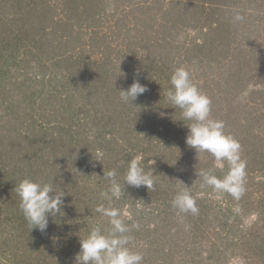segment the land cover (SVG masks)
<instances>
[{"label":"trees","instance_id":"trees-1","mask_svg":"<svg viewBox=\"0 0 264 264\" xmlns=\"http://www.w3.org/2000/svg\"><path fill=\"white\" fill-rule=\"evenodd\" d=\"M166 1L172 6L161 15L167 22L166 28L162 37L143 40L148 47L165 46L172 34L178 36L175 28L186 24L182 6L184 0ZM41 2L0 0V106L3 107L2 112L14 115L23 109L24 112L14 118V124L28 130L17 129L8 138L0 131V210H6L9 219L17 222L12 229H20L22 234L26 232L27 240L34 242L40 237L46 241L52 236V243L57 249L52 252L48 244L41 246V252H27L19 262L21 258L15 255L13 249L18 250L21 246L11 239L3 246L0 244V264H75L80 239L92 227L99 226L104 231L111 227L108 218L95 211L99 204L108 206V201L101 196L110 186L109 181L103 178L104 172L115 169L118 181L123 184L127 163L134 155L145 157V163L149 159L156 161L152 166L156 175L154 188L126 185L125 193L119 200L113 201V206L128 212V216H122L126 224L139 226L128 233L131 237L129 247L133 249L144 242L153 253L151 259L144 255L146 262L230 264L239 258L238 264H264V115L254 114L264 106V87L253 89L255 84L262 83L259 77L264 74V45L255 46L252 53L237 47V53L228 50L227 55H223L225 48L234 46L232 39L236 34L244 35L252 27L261 32L264 13L260 12H264V0H185V10L197 17V25L201 27L199 34L209 37L208 33L213 32L209 41L204 39L201 45L198 44L200 48L193 57L189 54L183 57L181 53L182 57L179 54L174 59L176 63L170 64L154 57L145 45L128 51L126 49L131 48L128 47L131 43H124L125 47L117 51V61L114 58L105 59V65L97 72H88L91 80L99 81V86L96 82L86 84L83 76L76 85L75 90H79L67 91L68 95L63 98H58L55 92L69 89L67 83L71 80L74 83L76 79V73L69 70L72 66L70 61L61 57L64 53L55 54L53 61L52 56L49 58L47 62H54V66L43 64L41 60L39 67L32 65V61L39 58L34 54L35 49L41 47L39 43L54 41L49 35L60 36L62 33H56L55 29L65 30L68 26L66 20L54 29L52 24L39 22ZM233 2L237 3L236 7ZM246 3L255 5L262 16L255 14L256 11L248 14ZM147 5L142 4L138 10L142 11ZM94 6L93 0H77L74 5L66 0L64 4L65 9L71 7L75 16H80V26L87 32H95L101 27L99 18L89 13L95 11ZM237 13L243 16L241 21H234ZM143 22L142 26L153 27L149 22ZM181 32L184 33V30ZM252 36L247 35L248 39ZM240 37V40H246V37ZM183 46L170 44L167 49ZM23 53L26 57H21ZM188 65L195 68L191 69ZM179 66L190 71L193 82L211 99V118L224 122L225 132L235 136L241 145V158L247 162L243 194L236 199L228 193H219L225 200L224 206L216 202L213 196L216 193L211 187L201 186V181H196V172L206 169L222 177L227 172V166L223 170L214 168L211 155H197L186 144V126L191 122L182 121L181 110L173 108L166 99V92L171 87V74ZM31 67L37 72L31 74ZM196 69L201 72L196 73ZM209 70H214L218 78L210 76ZM134 80L146 86L147 90L132 102L133 105L123 103L119 90H126ZM73 103H76V110L72 114ZM232 103L235 105L232 106ZM164 105L166 115L162 117L160 113ZM224 107L225 115H228L226 119L220 116ZM50 109L57 116L51 129L55 128L57 132L49 138L48 133L36 129V123L38 118H46L48 115L42 114ZM247 111L248 119L237 115L238 112L245 115ZM38 113L40 117L36 115ZM254 116L260 121L258 125L251 119ZM248 120H251L249 126ZM10 121L5 123L10 125ZM89 136L93 139L90 140ZM67 143L74 146L69 150L71 156H66L67 153L63 155L59 148ZM98 153L103 154L102 163L95 160ZM54 157L59 158L60 166L51 162ZM75 163H80L83 169L87 167L95 178L93 181L96 183H90L89 192L79 188L80 178L77 175L75 178L71 175L74 174ZM66 164L72 166V171ZM25 178L41 183L53 182L59 188L57 191L66 193L61 214L49 215L48 227L43 232L37 228L31 230L19 208L20 201L14 188ZM184 185L190 188L196 199L199 209L196 215L179 212L172 206L174 196ZM253 190L260 193L254 194ZM140 203H143L141 209L137 208ZM92 219H96L95 225ZM162 220L167 228L165 224L162 227ZM31 242L23 246H30Z\"/></svg>","mask_w":264,"mask_h":264},{"label":"rangeland","instance_id":"rangeland-1","mask_svg":"<svg viewBox=\"0 0 264 264\" xmlns=\"http://www.w3.org/2000/svg\"><path fill=\"white\" fill-rule=\"evenodd\" d=\"M68 1H70L71 5L72 4L74 5L77 0H68ZM93 1L95 3V6H94L95 11L94 12L89 11V13L99 18L98 23L101 25V27L99 26V28H97V31L95 32H92V31L87 32V30H84L80 26V24L82 23V19H80L79 21L80 16L76 17L74 14V10L71 7H67L66 9L64 8V4L66 0H42L40 7L38 8V12L42 10L41 12H39L40 13L39 22L44 23V24L49 23L50 25L52 24L53 29L55 27H58L59 24L63 25L62 21L64 22L65 20L68 21V26L65 27L66 28L65 30L60 29V28L55 29L56 33L60 32L62 33V35L59 34L60 36L56 37L57 34H54V33L50 34L49 36L54 38V41L46 40L45 42L43 41V43L41 42V44L39 43L41 47H37L34 52V54H37L39 58L38 59L36 58L32 61V65H38V67H39V60H41V63L43 64L48 63L54 66V62H47V61H50L49 58L51 56H52V61H53L54 55L56 54L59 56L60 53H64L63 55H61L63 59L70 61L72 66L69 67V70L76 73L74 75L76 79L74 80V83L72 82V80L71 82L67 83L69 89L65 88L64 89L65 91L61 93L55 92L58 98H63L67 96L68 95L67 91L69 92L70 90L73 92L78 91L79 88L78 90H75L76 85L79 84L83 76L85 77L84 80L86 84H88V82L90 83L96 82V84L98 85L99 81L97 80L94 81L93 79L91 80L88 72L89 71L97 72L98 68L100 69L101 67L105 65L104 63L105 59L113 60L114 58V60L117 61V58H118L117 51L119 50V48L125 47L124 43H131V45L128 46L131 48L126 49V50L133 51V50L140 49L142 45H145L148 47V45H146V42L143 40H149L150 38H156L157 36L162 37L164 29L166 28L165 26L167 25V22H164V19L161 17V15L163 14L164 11H167L168 9L172 8L171 4H169V2H167L166 0H93ZM142 4H149V5H147L142 11H140L138 9ZM186 4L187 2H185L184 0V5L182 6H184V12L186 13V15H184V22H186V24L178 28H175L178 36L175 34H172V36L168 38L169 43H166L165 46H158L159 48L156 46L148 47L154 57L161 58V60H166L167 63H170V64L176 63L174 59H177L178 55L181 53L183 54V57L184 55H187V54L193 57V55L198 52V49L200 48L199 45H201L204 42V39L209 41L211 37L213 36V32H209V33L207 32L209 37H205L206 35L202 37V35L199 34V32L201 31V27L197 25L198 24L197 17L193 14L191 15H189L190 13L188 14V11L185 10ZM234 5L236 7L237 3H234ZM76 6H80V5H76ZM82 6L83 4H81V7ZM245 7L247 9L248 14H251L252 13L251 11H256L254 13L257 14L259 17H261L262 15L260 13H264V12L259 13V11L255 9L256 8L255 5L252 6L251 4L246 3ZM186 18H187V21H186ZM250 18H251V15H250ZM153 19L155 22L153 21ZM143 21L149 22L150 25H153V27L152 28L150 27L151 29H149L145 26H142V23H144ZM29 22H27V24H29ZM252 22H255V21H252ZM260 24L262 25L261 26L262 30L260 33L253 27L250 30L248 28V31L246 30V28H244V31H247L246 32L247 35H253L252 37L248 39L246 34L244 35L240 34L242 37L243 36L246 37L245 41L240 40L241 38L240 35L237 36L236 34V36H233L232 40L234 41V46L230 45V49L225 48L223 55L226 56L228 53V50H230L229 52L234 51V53H237V50H236L237 47H239L240 50H244L246 52L252 53L253 51L255 52V49H256L255 46L264 45V22ZM183 30H184V33L181 32ZM67 42H70V43L67 44ZM65 44H67V46ZM170 44H173V45L183 44L184 46L181 47L180 49H167L170 46ZM239 44H241L242 47ZM63 48L66 50H64ZM160 51H163V52L161 53ZM182 54H181V57H182ZM232 56L233 55H231V59H232ZM239 56H241V54H239ZM21 57H26V55L23 53L21 54ZM224 59L230 60L229 58L228 59L224 58ZM111 66H112V63H111ZM190 67L191 69L195 68L194 66H190ZM58 70H61V69H57L56 71ZM30 71H31V74H34V72H37L35 68H32V67ZM198 71L200 70L196 69L195 72L197 73ZM208 74L212 76L214 79L218 78V76L215 75L217 73L214 70H209ZM117 78L118 76H116L115 80L118 81ZM259 79L262 81L263 84L262 83L255 84L253 86L254 90L264 87V74L262 75V78L259 77ZM47 88H48V85L46 86V89ZM116 102L119 103V100H116ZM263 102L264 101H262V103ZM75 104L76 103H73L71 105L72 108L70 110V113L72 114L74 113V109L76 110ZM58 105H60V100H59ZM233 105H235V103H232V106ZM51 107L53 106L51 105ZM165 107L166 105H164V108L162 109V113H164ZM225 108L226 107L223 108L224 111L222 115L220 116L226 119L228 115H225L226 113ZM2 111H3V107L0 106V131L2 130L1 132H3V134L6 135V138L14 135L17 129H23L24 132H28V130L25 129V127H23L22 125L18 126L14 124L15 119L18 118V116H20L19 113L24 112L23 109L18 110L16 112L17 115H14L9 112L7 113V111L6 112H2ZM248 111L244 112L245 115L240 112H238L237 115L239 116L242 115L244 116V118L248 119L246 116L248 115ZM54 114H55L54 110L50 109L47 111V113L42 114V115H48V116H46V118H38V123H36V129H38V131H40L41 133L44 131L48 133L49 138L52 136V134L54 135V133L57 132V129L55 128L51 129L53 127V124L56 122L54 118H57V116ZM254 114L264 115V106L260 107L259 110L257 109V111L254 112ZM7 115H9V117H7ZM36 115L39 116L41 114L38 113ZM57 115H58V112H57ZM59 115H62V114H59ZM64 115H66L65 112H64ZM251 119L254 121L256 125L260 123V121L258 120V117L254 116V118L252 117ZM6 121H10L9 122L10 125L6 124L5 123ZM250 121L249 120L247 121L248 126H249ZM41 123L43 124V126ZM11 124H12V127H11ZM72 147L70 146L69 143H67V145L59 146L60 151H62L63 155L67 153L66 156H71V152L69 150L72 149ZM58 161H60L59 158L54 157L53 161L51 162L55 164L56 166H60L58 165L59 164ZM66 166L70 168L72 171V166L70 164H66ZM73 171H74V174L71 173V175L74 178L76 177V175H77V178H80L78 180V183L80 184L79 188L83 189L86 192H89L90 183L95 184L96 182L93 181L95 180V178L90 175V171H88V168L86 167L85 169H83L81 168L80 163H75ZM54 177L56 178V176ZM90 177L93 179H91ZM70 181H72V178L70 179ZM54 187L59 190L57 186L54 185ZM254 192H255L254 194H257V195L260 193L259 190H256ZM214 193H216V194H213V196L216 198V202L224 206L225 200L222 194H219L217 192H214ZM209 195L211 196V194ZM143 197L145 198V194L143 195ZM214 197L212 198L214 199ZM142 204L143 203H140L138 205L139 207L137 208L141 209ZM166 207L167 205H165V209ZM6 212H7L6 210H3V211L0 210V244H2L3 246L5 241L12 239L13 241H15L14 243L20 245L21 247H19L18 250L13 249V251L15 250L14 251V253H16L15 255H19L21 258L19 262L22 261V258H24V254H26L27 252L31 251V253L34 252L36 254L42 251L41 246L45 247L47 244L52 249V252L56 251L57 246L56 244L52 243L53 241L52 236L48 237L46 241H42V238L38 237L36 238V240H34V242H31V240L26 239V236H27L26 232L25 234H22L20 232V229L19 230L12 229L13 226L17 224V222H12L11 219H9L10 217L7 216ZM124 212L128 213L127 211H124ZM167 220L168 222H170V219H167ZM91 221H92V224L94 225L96 224V219L94 220L92 219ZM161 224L163 227L165 224V221L162 220ZM165 226H166L165 228L168 227L167 224H165ZM165 232L166 231L164 230V233ZM52 233L53 232H51L50 234ZM28 242H31L32 245L23 246L24 243H28ZM152 248H156V247L152 246ZM132 250L140 252L143 255V257H145L144 255H146L148 259H151V257L153 256L152 251H150V249L144 245V242L141 243L139 247H136V248L134 247ZM144 259L142 263L150 264V261L146 262V259L145 260ZM239 262H240L239 258H235L234 260H232L230 264H238Z\"/></svg>","mask_w":264,"mask_h":264},{"label":"clouds","instance_id":"clouds-1","mask_svg":"<svg viewBox=\"0 0 264 264\" xmlns=\"http://www.w3.org/2000/svg\"><path fill=\"white\" fill-rule=\"evenodd\" d=\"M242 19L243 16L239 13L234 16V21ZM169 82L171 87L166 92L167 101L173 108L181 110L182 121L191 122L186 126V144L193 148L197 155H211L214 168L223 170L227 166V172L222 177H218L211 170L201 169L196 172V181L200 180L201 186L211 187L214 192L228 193L239 199L245 190L247 163L241 158L240 143L225 132L223 121L211 118V99L193 82L186 67H176ZM146 90V86L134 80L126 90H119L120 100L133 105L132 102ZM160 115L163 117L166 114ZM89 139L93 137L89 136ZM95 160L102 163L103 154L98 153ZM155 163L154 159L145 163V157L141 155L132 156L127 163L123 184L118 181L115 169L104 172L103 178L109 181L110 186L101 196L108 201V206L99 204L95 211L107 217L111 227L107 231L99 226L92 227L87 235L80 239V251L76 254L75 264H142L144 257L129 247L131 237L128 235L132 228L139 226L126 224L122 216H128V213L113 206V201L121 198L126 185L154 188L156 175L153 174L152 166ZM189 189L185 186L177 191L172 206L179 212L196 215L199 209ZM14 191L19 197V208L31 230L37 228L41 232L45 231L49 215L54 217L62 212L63 197L66 193L57 191L53 182L41 183L25 178L19 181Z\"/></svg>","mask_w":264,"mask_h":264}]
</instances>
